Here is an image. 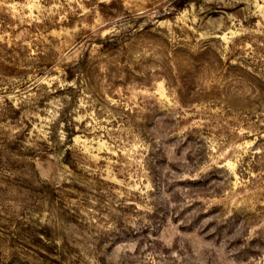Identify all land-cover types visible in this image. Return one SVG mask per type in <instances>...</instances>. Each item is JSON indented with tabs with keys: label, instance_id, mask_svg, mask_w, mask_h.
<instances>
[{
	"label": "rangeland",
	"instance_id": "1",
	"mask_svg": "<svg viewBox=\"0 0 264 264\" xmlns=\"http://www.w3.org/2000/svg\"><path fill=\"white\" fill-rule=\"evenodd\" d=\"M0 264H264V0H0Z\"/></svg>",
	"mask_w": 264,
	"mask_h": 264
}]
</instances>
